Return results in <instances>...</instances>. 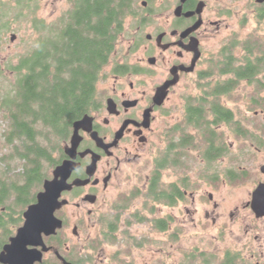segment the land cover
I'll return each mask as SVG.
<instances>
[{
  "label": "flooded vegetation",
  "instance_id": "flooded-vegetation-1",
  "mask_svg": "<svg viewBox=\"0 0 264 264\" xmlns=\"http://www.w3.org/2000/svg\"><path fill=\"white\" fill-rule=\"evenodd\" d=\"M30 1L0 0V82L13 77L14 70L20 72L16 85L7 88L0 101V118L6 120V125H0V144L9 151L0 161H6V191L12 190L13 143L6 142L4 134L12 130L15 96L21 76L28 73L30 57L13 63L11 48L17 40L14 30L18 29L13 23L24 20V11L19 13L20 8L7 16L5 8L21 2L23 9L29 10ZM77 1H69L70 8L60 19L63 24L59 35L72 19L70 13ZM127 4L115 38L122 36L128 62L112 67L110 87L99 90L97 82L95 91L100 93L96 103L72 122L56 164L36 193L43 191L45 181L53 180L56 168L65 162L73 164L66 180L70 189L60 194L61 206L54 213L61 227L54 234L42 235V245L27 247L39 256L32 264H97L96 256L101 264V246L116 243L119 231L125 234L141 225L149 226L157 235L168 236L167 243H178L189 221L198 224L210 217L206 210L202 215L198 207H219L213 200L214 193L206 192L205 186L232 195L244 182L250 183V190L236 202L229 220L232 224L246 223L243 241L236 245L246 255L232 250L225 255H236L242 264H261L264 69L254 74L253 63L258 59L264 63V54L252 45L264 46V0H127ZM51 52L52 48L43 50V61L54 69ZM227 63L230 71L223 75L221 70ZM108 64L109 58L99 80ZM228 80L233 89L224 96L235 101L238 87L250 89L247 101L253 114L247 117L248 126L240 124L237 111L231 108L229 117L222 120L202 105L210 100L215 88ZM195 91L198 96L192 95ZM221 96L217 95L218 101ZM181 100L186 101L181 114L166 110L167 104L174 102L176 106ZM199 101L203 110L195 109ZM86 117L90 120L88 130H78L74 148V124ZM239 139L245 142L241 147ZM147 167L150 171L144 177L141 171ZM164 170L170 172L165 186ZM3 180L0 176L1 192ZM259 188L262 192L256 201ZM36 195L20 216L9 220L6 229L0 226V254L24 225L23 213L36 203ZM216 220L215 216L213 223Z\"/></svg>",
  "mask_w": 264,
  "mask_h": 264
},
{
  "label": "trees",
  "instance_id": "trees-1",
  "mask_svg": "<svg viewBox=\"0 0 264 264\" xmlns=\"http://www.w3.org/2000/svg\"><path fill=\"white\" fill-rule=\"evenodd\" d=\"M125 3L127 0H78L70 13L72 19L61 30V41L54 47L52 45L49 55L54 69L43 61V51L30 57L28 73L21 76L15 96V110L10 121L12 130L10 134H4L6 142L14 145L13 161L18 159L23 164L21 172L18 169L13 172L12 190L8 188L10 190L6 191V185L9 186L6 177L3 182L4 192L0 191L1 228L6 229L11 218L20 216L17 210L34 202L35 192L41 189L42 181L48 176L44 165L49 164L51 168L56 164L59 148L67 138L72 122L96 103L95 87L102 67L113 51L115 34L128 7ZM252 48L260 49L264 54V46L254 44ZM225 65L221 70L223 75L230 71L229 63ZM261 69H264L262 59L254 61L253 73ZM232 89L229 80L215 88L210 100L202 102L205 110L216 112L222 120L227 119L229 109L218 101L217 95H227ZM195 109H204L201 101ZM162 198L166 200L165 196ZM9 199L13 200L14 208L5 206ZM1 208L5 211L1 212ZM201 264L213 263L203 258ZM217 264L242 263L236 255L228 253Z\"/></svg>",
  "mask_w": 264,
  "mask_h": 264
},
{
  "label": "rangeland",
  "instance_id": "rangeland-1",
  "mask_svg": "<svg viewBox=\"0 0 264 264\" xmlns=\"http://www.w3.org/2000/svg\"><path fill=\"white\" fill-rule=\"evenodd\" d=\"M69 1L70 0H31L28 3L29 10L23 9V4L21 2L13 6L8 5L5 8V15L7 16L17 13L16 11L20 10V8L22 9L19 13L22 10L24 11L22 17L24 20L17 21L15 24L13 23V26L15 25L18 28L14 30V33L17 35V40L12 44L11 48L14 64H17L20 58L31 57L36 52L48 50L52 48V45L54 47L61 41L59 33L63 23L60 19L70 8L68 6L70 5ZM126 50V44L123 42L122 36H119L116 38L113 45V52L110 55L109 64L105 66L102 71L101 80L103 79V81H98L97 89L101 90V88L111 86V69L119 62H128L127 58H125ZM2 57L4 58V56ZM19 75L20 72L14 70L13 77L9 78L8 81L3 80L0 82V101L5 98L7 88L10 89L11 85H16ZM105 78L108 80H104ZM249 92L250 89L248 87H238V97L236 101L230 96L222 95L219 98V101L224 104V106L237 111V117L242 126H248L247 117L249 114H253L252 108L247 101V94H249ZM99 93L100 92L96 94V97ZM198 94V91H195L192 95L198 96ZM173 104L175 103L172 102V104H167L166 110H173L174 112L172 114H181L186 105V101H178L176 106H173ZM5 121L6 120L0 118V125H6ZM1 129L5 128L1 127ZM233 141L235 142L234 139L232 142ZM237 143L239 147H241L245 142L239 139ZM4 148L5 147L0 144V158L9 154V151H6ZM13 148L14 145H12L11 148L12 157L14 155ZM17 160L13 161L12 159V162H10V169L12 170L10 172V178L13 177L14 170L18 169V172L22 171V167L20 166L23 162ZM5 162L6 161H3V164L0 162V176L1 179H4L3 182L6 176L3 170L6 166ZM14 165L16 166L14 167ZM147 165L150 167V163ZM242 165L244 166L245 164L243 163ZM148 167L141 171L142 176L149 174L150 170ZM51 169L52 167L50 168L49 164L44 165V170L47 175L50 174ZM169 173L168 170H164L163 172V186L167 185L169 182ZM144 177L141 184L144 183ZM248 190H250V183L248 182L241 183L237 193L232 195L214 192L213 188L205 186L206 192L214 193L213 200L219 204V207L217 210H214L213 206L210 204H202L198 207L202 215V211L206 210L209 212L210 217L208 219H203V221L198 224H195L197 221L195 223L189 221L187 227L185 225L186 231L183 236H180V241L178 243H167L166 238H168V236L157 235L149 226L141 225L132 230L125 231V234H123L124 231H119L116 243H108L101 246L99 248L101 251L100 253L98 252V254L101 255V264H201L203 263V258H206L213 264H217L224 258L225 252L230 250L238 252L241 255H246L245 250L236 246L239 242L243 241L246 223L241 221L232 224L231 220H229V214L231 213L230 211L234 212L236 202L246 197ZM37 192H35V195ZM12 199H14V197H12ZM12 199H9L8 202L6 201L5 206L14 208L12 207L14 204ZM22 210H17L16 212L19 214ZM213 211H216L214 212L215 214ZM164 212H167V210L164 209ZM15 214L17 215V213ZM221 214L222 216L219 217ZM215 216L217 220L213 223V218ZM243 216H245V214ZM241 218L243 217L241 216ZM90 233L92 237H95L93 232ZM139 241H143V243L140 244ZM94 259L97 264H100L97 256ZM92 264L95 263L93 262ZM261 264H264V261Z\"/></svg>",
  "mask_w": 264,
  "mask_h": 264
},
{
  "label": "water",
  "instance_id": "water-1",
  "mask_svg": "<svg viewBox=\"0 0 264 264\" xmlns=\"http://www.w3.org/2000/svg\"><path fill=\"white\" fill-rule=\"evenodd\" d=\"M88 121L90 120L86 117L74 124L75 131L72 139L74 148L78 144L76 140L78 130H88ZM68 153L74 157L73 153ZM73 167L70 162L63 163L53 171V180L44 182L43 191L36 195V203L27 207L23 213L24 225L18 229L16 236L10 240V244L5 246L0 254L2 264H32L34 259L39 258L33 253L34 251H28L27 247L42 245V235L54 234L56 229L61 227V223L55 218L54 213L61 206L58 202L60 194L64 190L70 189L66 185V180ZM261 192L262 188H259L255 193L254 200L257 201Z\"/></svg>",
  "mask_w": 264,
  "mask_h": 264
}]
</instances>
